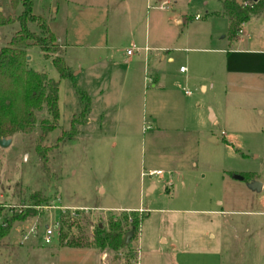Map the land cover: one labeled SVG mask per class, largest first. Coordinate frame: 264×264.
I'll return each instance as SVG.
<instances>
[{
	"label": "rangeland",
	"instance_id": "1",
	"mask_svg": "<svg viewBox=\"0 0 264 264\" xmlns=\"http://www.w3.org/2000/svg\"><path fill=\"white\" fill-rule=\"evenodd\" d=\"M145 2L133 21L124 11L126 0H34V13L62 45L71 75L56 67V53L47 57L36 45L25 48L32 69L59 81V126L39 140L43 120L51 119L44 108L32 131L0 146V208L5 216L36 191L49 197L48 204L79 207L41 209L15 221L0 246V264H264V188L253 192L233 177L264 182V111L256 107L264 95L244 78L223 75L226 53L216 49L230 40V15L222 0H171L164 10H148ZM22 10L23 0H0L6 17ZM147 10L168 25H153L150 32L153 40L164 36L165 45L155 52V86L143 57L132 78L121 62L129 45L145 41ZM246 23L252 35L264 34V15ZM28 26L41 33L40 22ZM19 28V22L0 27V46ZM78 89L90 97L88 121L60 142L75 115L82 121ZM38 143L49 149L50 179L41 169ZM150 169L163 173L143 174ZM151 180L157 181L153 192L146 188ZM128 206L141 210L122 209ZM122 215L141 219L131 250L94 248L97 225L107 227L110 217ZM62 217L77 223L45 243V225ZM33 226L37 234L22 242Z\"/></svg>",
	"mask_w": 264,
	"mask_h": 264
},
{
	"label": "trees",
	"instance_id": "2",
	"mask_svg": "<svg viewBox=\"0 0 264 264\" xmlns=\"http://www.w3.org/2000/svg\"><path fill=\"white\" fill-rule=\"evenodd\" d=\"M224 13L231 18V35L234 39L240 31V25L253 17H259L264 13V0H249L238 2L237 0H222ZM34 0H23V10L16 18L6 17L0 13V27L19 22L20 28L14 31L10 40L0 46V139L11 138L18 133L32 131L37 124L36 112L46 109L51 119L43 120V131L39 140H44L46 135L59 126V81L48 77L44 72H38L29 66L25 48L28 45L38 46L47 57L52 56L56 67L62 75H71L67 70L63 47L56 42L57 38L48 28L42 17L34 13ZM40 22L41 33L32 30L28 24ZM47 35V36H46ZM82 109V121L79 116L72 119L71 129L63 132L58 137L61 141H67L78 133V126L86 122L90 107V97L84 90H77ZM48 148L38 143L36 152L39 155L40 166L47 179L51 177L48 164ZM242 175V174H240ZM244 179L246 180V176ZM19 187V186H17ZM50 202L49 197L41 191L29 195V203L21 199L17 204H12L8 214L2 216L0 208V246L8 237L12 224L15 221L25 220L28 216L36 215L35 206L45 205ZM17 206L21 209L17 210ZM140 218L136 217L132 222L128 215L110 217L108 226L97 225L92 245L100 250L119 251L123 248L131 250L133 244L131 238L137 234ZM61 231L64 227H71L76 221L66 217L61 219ZM131 226L132 236L129 243H125V235L128 232L126 226Z\"/></svg>",
	"mask_w": 264,
	"mask_h": 264
},
{
	"label": "crops",
	"instance_id": "3",
	"mask_svg": "<svg viewBox=\"0 0 264 264\" xmlns=\"http://www.w3.org/2000/svg\"><path fill=\"white\" fill-rule=\"evenodd\" d=\"M127 1V6L124 11H126V14L129 19H132L133 21H138V13L140 10V7L143 6L144 0H126ZM146 2V7L147 9H159L157 6L163 2L164 0H145ZM171 3V0H169ZM141 2V3H140ZM156 5H153V4ZM57 10V8H55ZM147 10V17H146V38L145 41L142 43L141 46L137 47L139 48L136 50L133 55H128L127 54V49H129L130 45L126 49V54H125V59H123L121 62H127L128 67L126 68V75L129 78H132L134 75L135 71L139 68V65L142 62V57L145 62V66L151 68L153 70L152 77L150 78V81L152 82V86L156 85V81L160 79L158 77V71L155 66V56L157 51L163 50L165 45H163V39L164 36H161V38L157 37V40L151 39L150 32L151 28L153 25L155 27L157 26L158 28L162 29H168L167 23L161 19L160 16H156V14H153L152 17H149V11ZM164 10V9H163ZM199 15V14H198ZM264 13H262L259 17H263ZM259 17H253L256 19H259ZM154 19L155 23L152 22L151 20ZM195 20H200V18H194ZM231 19V18H230ZM176 23L177 24H183V19L179 18L178 16L175 17ZM248 22V21H247ZM240 31L238 32L237 36L234 39L228 40V42L225 44L223 48L216 49L221 53H226V55L223 57V75L228 76V77H237V78H244L247 81V85L249 88L252 90L258 89V91H254L255 93H263L264 95V34H255L252 35L250 33V30L247 27V23L244 22L240 25ZM136 27L133 29V33H135ZM188 34V33H187ZM184 37H186V41L188 42L189 39V34ZM204 37V36H203ZM202 37V38H203ZM201 38V39H202ZM60 41V38H58ZM133 45H136L135 42L132 43ZM107 47V46H105ZM132 47V46H131ZM146 47L148 49H146ZM209 50V48H206ZM137 53V54H136ZM112 56V55H111ZM108 61L114 65V59L112 57H104ZM162 58H165V55H162ZM102 60V59H101ZM100 60V61H101ZM168 60L172 61L173 56H169ZM183 65L180 66V68ZM186 68V67H185ZM180 72H183L180 70ZM164 86V85H162ZM201 87L203 89H207L206 84H201ZM175 92V87L173 89V94ZM256 107L261 111V113L264 111V96H263V103H260L259 105H256ZM213 114V119L212 121L217 120V114L215 112H212ZM88 121V118L86 119V122ZM85 122V123H86ZM149 125H151V128L153 126L154 119L151 117L149 120ZM84 123V124H85ZM212 138H217L216 136H213ZM155 171H161V173H153L152 175L149 174V172H155ZM163 171L160 169H153L149 170L148 172L143 174H146L150 177L153 175H162ZM239 174V173H235ZM234 174V175H235ZM240 175V174H239ZM234 177V176H233ZM235 178V177H234ZM237 179V178H235ZM240 180V179H238ZM243 182H245L246 186L248 187L249 190L253 192H261L264 188V182L260 181L258 179H254L257 181L261 182V189L260 190H253L250 186L249 183L253 182L254 180L251 181H245V179H242ZM240 180V181H242ZM157 187V181L151 180L150 182L147 183L146 188L149 192H153ZM102 192H105V188L100 187L99 188ZM67 207H79V205H64ZM122 209H127L128 211H136L139 212L141 209L140 207H125ZM140 209V210H136ZM163 241L167 242V239L165 237H162Z\"/></svg>",
	"mask_w": 264,
	"mask_h": 264
},
{
	"label": "built area",
	"instance_id": "4",
	"mask_svg": "<svg viewBox=\"0 0 264 264\" xmlns=\"http://www.w3.org/2000/svg\"><path fill=\"white\" fill-rule=\"evenodd\" d=\"M169 4H170V1L169 0H164L157 7L160 8V9H166ZM196 18L197 19L200 18V15H196ZM138 49L139 48L136 45H132V47H130L129 49H127V54L128 55H131V54L133 55V53L136 50H138ZM146 49H148V48L146 47ZM185 69L186 68L184 66H182L180 68L181 71H185ZM148 128H151V125H148L147 126V129ZM153 173H161V171H158V172L157 171H155V172H149V174H151V175ZM35 208L37 210H40V211H41V209H45V210H49V211L50 210H53V209H59V210H61V213H65L66 210L71 209V207H67V206H64V205L62 206V204L57 205L54 201H51L50 204L35 206ZM73 209H77V208H73ZM76 214L77 213H73V215H75V216H76ZM61 222L62 221L60 219V221H56L54 224H46L45 225V232H44V236H43L45 243H51L52 240H53V238L55 236H58V238L61 236ZM37 232H38V230H37L36 227H34V226L31 227L29 229V231H26V232L23 233V240H22V242L25 241V240H27L29 238V235L30 234H37Z\"/></svg>",
	"mask_w": 264,
	"mask_h": 264
},
{
	"label": "water",
	"instance_id": "5",
	"mask_svg": "<svg viewBox=\"0 0 264 264\" xmlns=\"http://www.w3.org/2000/svg\"><path fill=\"white\" fill-rule=\"evenodd\" d=\"M254 1H257V0H254ZM12 137L11 138H1L0 139V146L2 147H7L11 141H12ZM235 178L237 179H244V176L242 175H239V174H235L234 175ZM249 186L253 189V190H260L261 189V182L260 181H257V180H254L253 182L249 183ZM132 236V232H127L126 235H125V243L128 245L130 244L129 241H130V238ZM98 258V256H97Z\"/></svg>",
	"mask_w": 264,
	"mask_h": 264
}]
</instances>
